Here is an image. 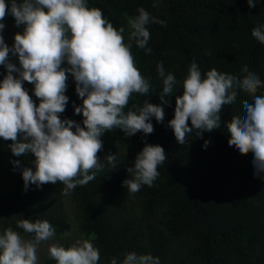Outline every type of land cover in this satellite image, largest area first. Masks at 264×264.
I'll return each instance as SVG.
<instances>
[{
  "label": "trees",
  "instance_id": "1",
  "mask_svg": "<svg viewBox=\"0 0 264 264\" xmlns=\"http://www.w3.org/2000/svg\"><path fill=\"white\" fill-rule=\"evenodd\" d=\"M251 0H89L90 7L103 10L116 28L125 29L128 18L144 7L152 16L166 21V26L150 24L151 38L146 54L133 44L131 49L141 74L151 84L147 95L133 94L132 103L144 101L159 105L162 90L157 64L181 80L195 61L202 72L212 68L243 80L244 70L251 68L264 81V45L254 37L264 25V3L253 12ZM2 32L5 43H13L14 34L22 31L14 18L6 15ZM210 53V55H206ZM18 65L16 57H10ZM5 69L0 66V79ZM65 95L69 97L61 119L79 123L73 103L82 101L75 93V82L69 75ZM32 96L33 85L24 82ZM167 97L164 120L153 118L154 132L146 137L137 132L125 137L119 129L105 132L103 148L97 153L102 170L84 186L65 194L64 185L47 183L40 189L29 185L25 191L21 167H31L30 155L13 156L0 139V228L13 227L20 219L47 220L56 229L54 241L65 246L75 239H90L100 249V264L112 256L123 258L126 252L151 254L161 264H264V179L254 176L253 154L241 155L231 147L233 137L228 127L245 114L241 100L224 114V129L215 134L195 133L184 145L176 142L167 123L174 117L175 94ZM264 93V88L259 90ZM34 103L38 98L32 96ZM189 126L190 122H189ZM212 145L206 150L205 143ZM160 145L166 160L159 166V177L153 186H142L132 193L123 187L131 177L127 169L144 144ZM115 154L112 168L105 156ZM21 162L20 166L12 163ZM65 232L71 233L64 237ZM23 234V233H22ZM48 243L39 247V264H56L48 254Z\"/></svg>",
  "mask_w": 264,
  "mask_h": 264
},
{
  "label": "clouds",
  "instance_id": "2",
  "mask_svg": "<svg viewBox=\"0 0 264 264\" xmlns=\"http://www.w3.org/2000/svg\"><path fill=\"white\" fill-rule=\"evenodd\" d=\"M161 0H153L157 7ZM264 0H251L255 12ZM128 18L125 29L116 28L103 10L90 7L89 0H0V66L5 69L0 79V139L11 141L8 148L13 156L30 155L31 167H21L24 189L44 184L64 185L65 194L77 186L92 181L103 169L97 153L103 148L105 132L119 129L125 137L137 132H154L152 119L164 120L167 97L175 94L174 117L167 127L178 144L184 145L195 133L215 134L224 129L226 109L237 106L241 95L252 103L244 105L245 114L228 127L234 142L231 147L241 155L253 154L254 176L264 179V81L251 68L244 70L243 80L212 68L202 72L193 61L186 75L177 80L172 72L157 64L162 82L161 103L148 100L142 105L127 107L133 94L147 95L151 84L139 71L133 44L151 54L150 24L166 26V21L152 16L144 7ZM14 18L22 31L14 34L11 46L2 32L5 16ZM264 45V25L254 33ZM210 55V53H206ZM10 57H16L18 65ZM69 75L75 82V93L82 101L73 103L74 114L82 120L61 119L69 97L65 95ZM24 82L33 85L32 96ZM189 122L191 127L189 126ZM212 145L205 143L206 150ZM114 168L115 154L105 156ZM166 160L162 146L145 143L136 154L133 166L127 169L131 177L123 181L130 192L142 186H153L159 177L158 168ZM12 163L20 166L19 160ZM13 227L0 228V264H39L38 250L48 243V254L56 264H100V249L90 239L80 237L65 246L54 241L55 227L47 220L20 219ZM23 233V234H22ZM71 233L65 232L64 237ZM108 264H161L151 254L126 252L123 258L112 256Z\"/></svg>",
  "mask_w": 264,
  "mask_h": 264
},
{
  "label": "rangeland",
  "instance_id": "3",
  "mask_svg": "<svg viewBox=\"0 0 264 264\" xmlns=\"http://www.w3.org/2000/svg\"><path fill=\"white\" fill-rule=\"evenodd\" d=\"M48 247V246H47ZM40 250V249H39ZM39 250H38V252H39Z\"/></svg>",
  "mask_w": 264,
  "mask_h": 264
}]
</instances>
